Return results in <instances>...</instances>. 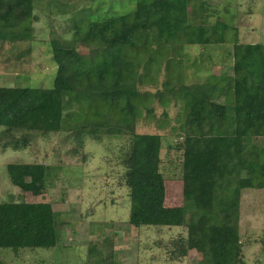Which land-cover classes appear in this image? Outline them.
I'll list each match as a JSON object with an SVG mask.
<instances>
[{
  "label": "trees",
  "instance_id": "16d2710c",
  "mask_svg": "<svg viewBox=\"0 0 264 264\" xmlns=\"http://www.w3.org/2000/svg\"><path fill=\"white\" fill-rule=\"evenodd\" d=\"M190 1L137 0L127 13L107 10L91 19L85 32L73 24L70 40L51 39L50 57L57 65L52 86H0V134L19 140L16 134L23 133L26 145L33 131L71 133L73 154L82 159L86 136L101 142L103 135H127L121 163L129 223L185 226L186 236L177 235L166 246L171 261L195 250L199 264H244L240 194L264 187L259 175L264 147L253 142L264 137V44L254 48L235 37L231 75L184 84L183 47L223 43L228 29L220 20L209 26L190 22ZM33 8L34 0H0V50L2 43L31 39ZM78 43L91 46V52L81 53ZM160 75V88L141 89ZM177 100L183 117L177 147L182 151V204L169 206L160 171L161 135L138 132L136 124L142 109L153 117V101L166 106ZM13 147L21 146L13 141ZM47 167L8 163L6 170L22 192L42 193ZM58 223L49 202H1L0 249L53 247Z\"/></svg>",
  "mask_w": 264,
  "mask_h": 264
},
{
  "label": "rangeland",
  "instance_id": "374dc122",
  "mask_svg": "<svg viewBox=\"0 0 264 264\" xmlns=\"http://www.w3.org/2000/svg\"><path fill=\"white\" fill-rule=\"evenodd\" d=\"M136 1L34 0L36 19L31 39L12 42L16 44L2 43L0 86L50 88L57 65L50 57L49 41L70 40L73 24L79 23L85 32L91 19L107 10L127 13L135 8ZM189 4L190 22L209 26L220 20L228 29L223 43L183 47L181 76L184 84L231 75L235 37L238 42L252 44L254 48L264 44V0H191ZM78 49L88 54L92 47L78 43ZM161 75L141 89L154 92L160 88ZM181 106L178 100L166 106L153 101L150 104L153 117L147 118L142 109L136 124L138 132L161 135L160 171L165 179V204L169 206L182 204V151L177 149L183 135ZM1 130L2 127L0 133ZM30 134L26 145L21 138L23 133L16 134L19 140L0 134V203L49 202L58 213L59 236L56 245L49 248H21L16 252L0 249L1 264L200 263V253L195 250L188 251L180 261L172 262L168 258L169 240L177 235L186 236L185 226L135 227L129 223V189L124 185L121 163L127 135H103L101 142L86 136L81 151L86 157L82 159L80 153L73 154L76 144L71 133L33 131ZM13 141H18L21 147L14 149ZM253 142L264 147V137H255ZM8 163L47 165L43 192H22L13 185L6 170ZM259 175L264 178V165ZM238 213L239 234L244 239V264H264V187L243 189Z\"/></svg>",
  "mask_w": 264,
  "mask_h": 264
},
{
  "label": "crops",
  "instance_id": "0c3cea01",
  "mask_svg": "<svg viewBox=\"0 0 264 264\" xmlns=\"http://www.w3.org/2000/svg\"><path fill=\"white\" fill-rule=\"evenodd\" d=\"M170 260V259H169ZM171 261V260H170ZM172 262H175V261H172Z\"/></svg>",
  "mask_w": 264,
  "mask_h": 264
}]
</instances>
